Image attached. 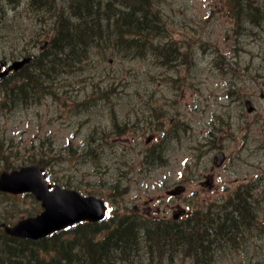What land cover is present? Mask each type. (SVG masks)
<instances>
[{"label":"rangeland","instance_id":"374dc122","mask_svg":"<svg viewBox=\"0 0 264 264\" xmlns=\"http://www.w3.org/2000/svg\"><path fill=\"white\" fill-rule=\"evenodd\" d=\"M150 1L164 31L144 54L93 48L85 62L54 74L47 90L21 104L0 88V170L45 156L55 182L104 198L110 221L126 215L166 221L171 209L204 210L211 200L250 188L257 196L254 204L247 199L256 224L202 264H264V14L250 20L244 11L258 10L239 0ZM72 2L51 0V8L68 10ZM0 8L10 17L0 22V56L41 55L40 43L51 33L31 36L48 27L54 12L42 11L38 21L27 0ZM169 42L175 60L153 54L155 45ZM244 95L255 99L253 113ZM212 126L221 135L218 149L205 141ZM178 182L186 189L166 194ZM38 210L30 194L0 192V223ZM154 252L119 264H197L185 254L162 260Z\"/></svg>","mask_w":264,"mask_h":264},{"label":"trees","instance_id":"16d2710c","mask_svg":"<svg viewBox=\"0 0 264 264\" xmlns=\"http://www.w3.org/2000/svg\"><path fill=\"white\" fill-rule=\"evenodd\" d=\"M7 1L0 0V6ZM30 2L36 9L51 7V0ZM102 2L85 0V5L81 6L82 0H76L74 5H69V12L55 14V19L45 27L52 33L42 54L34 56L30 64L18 70L13 77L0 79L8 100L30 101L37 93L48 89L54 74L85 62L91 50L101 42L111 41L126 52L131 51L129 48H143L142 40L148 34L145 28L152 32L151 27L146 26L150 23L148 17L154 18L149 0H106L103 3L106 9L102 8ZM114 5L121 7L117 9ZM4 13L0 8L2 23L10 20ZM42 29L32 34V39H38L44 31ZM104 35L107 36L105 40L102 38ZM139 41L143 44L139 45ZM30 159L42 163L47 161L44 156ZM247 199H250L248 195L239 193L228 200L223 209L195 211L193 219L184 220L181 224L175 221L164 224L151 218L140 222L139 217L133 215L115 222H84L72 229L71 236L60 232L52 236H57L53 239L30 240L1 233L0 252L3 250L5 254L4 259L0 258V264H115V261L119 264L129 263L139 255L150 258L155 250L162 260L185 254L197 264H202L238 229V223L244 219L246 224L245 217L252 218ZM217 220H222V226L217 225ZM3 234L6 236L4 239ZM62 237L68 238L58 239Z\"/></svg>","mask_w":264,"mask_h":264},{"label":"water","instance_id":"95a60500","mask_svg":"<svg viewBox=\"0 0 264 264\" xmlns=\"http://www.w3.org/2000/svg\"><path fill=\"white\" fill-rule=\"evenodd\" d=\"M30 60L27 56L15 60L6 70L7 64L0 59V77L11 69H18ZM249 108L252 106L248 102ZM42 167L39 164L23 166L0 175V189L12 192L33 190L42 199L45 210L35 217L18 221L15 225H5L8 233L22 237L40 238L80 219L100 220L105 217L106 208L101 199L94 196L82 197L74 190L63 189L56 185L53 191H46L47 185L42 184Z\"/></svg>","mask_w":264,"mask_h":264},{"label":"bare ground","instance_id":"6f19581e","mask_svg":"<svg viewBox=\"0 0 264 264\" xmlns=\"http://www.w3.org/2000/svg\"><path fill=\"white\" fill-rule=\"evenodd\" d=\"M217 221H218V222H217ZM217 221H216V222H217V225H218V226H222V225H221L222 220H217ZM223 225H224V224H223ZM167 227H168V226H167ZM5 234L7 235V233H5ZM4 238H6V236L3 234V235H2V239H4ZM61 245H62V244H61ZM61 245H60V246H61ZM64 245H65V244H64ZM65 246H67V245H65ZM66 249H67V247L64 248V252L66 251ZM26 251H27V250H26ZM27 252H28V251H27ZM28 254H29V253H28ZM8 264H13V263H10V262H9Z\"/></svg>","mask_w":264,"mask_h":264}]
</instances>
